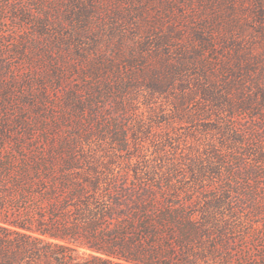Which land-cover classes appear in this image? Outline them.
Segmentation results:
<instances>
[{"label": "trees", "instance_id": "1", "mask_svg": "<svg viewBox=\"0 0 264 264\" xmlns=\"http://www.w3.org/2000/svg\"><path fill=\"white\" fill-rule=\"evenodd\" d=\"M258 32L264 39V30ZM247 43L242 37L218 67L202 61L205 45L193 54L186 47L174 59L164 53L158 67L142 55H130V68L115 66L110 79L97 74L114 67L112 61L93 63L88 70L94 80L82 85L88 94L76 92L67 101L85 124L102 131L113 126L112 120L124 119L129 101L118 92L139 78L161 92L188 70L198 67L205 79L211 71L221 72L222 90L208 81L202 90L222 105L228 123L244 114L254 121L253 135L249 127L230 122L228 148L236 166L260 176L264 57L252 54ZM33 107L42 115L38 105ZM27 120L19 113L15 129L0 119V264H264V235L250 236L248 226L233 218L229 188L205 191L178 174L130 159H105L75 142H46L34 136ZM110 138L120 151L129 141L125 130L110 131Z\"/></svg>", "mask_w": 264, "mask_h": 264}, {"label": "rangeland", "instance_id": "2", "mask_svg": "<svg viewBox=\"0 0 264 264\" xmlns=\"http://www.w3.org/2000/svg\"><path fill=\"white\" fill-rule=\"evenodd\" d=\"M260 30L264 0H0V119L14 127L24 113L34 136L46 142H75L105 159H130L178 174L205 191L229 188L233 218L258 238L264 235V173L252 177L236 166L228 148L231 124L249 127L253 135L254 121L244 114L228 123L222 105L202 90L207 81L222 90L221 72L208 70L205 79L197 67L161 92L139 78L118 92L129 101L124 119L112 120L102 131L85 124L67 99L88 94L82 85L94 80L91 64L112 61L114 67L97 74L110 79L115 66L130 68V55L158 67L164 53L174 59L186 47L193 54L205 45L202 61L218 67L222 55L244 37L250 52L263 59ZM104 109H110L108 100ZM122 130L129 141L120 151L110 131Z\"/></svg>", "mask_w": 264, "mask_h": 264}]
</instances>
